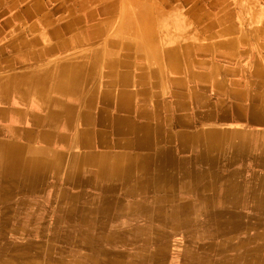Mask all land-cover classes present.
Masks as SVG:
<instances>
[{
    "label": "crops",
    "instance_id": "obj_1",
    "mask_svg": "<svg viewBox=\"0 0 264 264\" xmlns=\"http://www.w3.org/2000/svg\"><path fill=\"white\" fill-rule=\"evenodd\" d=\"M204 11L207 17L201 19V7L170 9L168 0H0V144L18 145L24 158L40 161L43 166L36 163L30 174L53 176L48 187L70 186L75 159L83 178L92 176L100 157L142 154L124 147L130 137L115 132V120L142 125L146 121L137 117V110L153 114L155 100L168 104L177 89L210 102L224 101L223 109L186 105L188 131L236 129L250 140L244 145L250 149L246 169L257 168L252 160L264 134V0L226 1L225 7L214 2ZM139 17L146 20L144 28L138 26ZM202 46L210 49L207 54ZM186 53L190 66L182 72L212 73L222 86H202L196 80L187 86L169 68V60H183ZM34 81L40 83V95L34 93ZM235 83L246 97L234 91ZM143 92L148 98L141 97ZM121 93L131 110L119 114ZM152 119L150 127L156 122ZM173 122L168 118L167 128L181 130Z\"/></svg>",
    "mask_w": 264,
    "mask_h": 264
},
{
    "label": "bare ground",
    "instance_id": "obj_2",
    "mask_svg": "<svg viewBox=\"0 0 264 264\" xmlns=\"http://www.w3.org/2000/svg\"><path fill=\"white\" fill-rule=\"evenodd\" d=\"M145 17H148V15L145 14ZM137 22L139 24L138 25L139 27L140 26L145 27L146 20L143 17H139ZM111 44H113L112 41H111ZM113 45H119V44L114 43ZM201 50H202L201 52L206 51V54H207L208 53L207 51L210 49L203 47ZM153 56L156 57L155 54H153ZM183 57H184L183 60L174 59V62L169 60V65H170L169 68H171L172 71L180 73L182 75L181 77L183 79L185 78L184 82L187 84V86H188V81H191V80H196L202 86L204 84L205 85L209 84L213 88L222 86L221 84L219 85L216 83L215 78H212L211 75L214 76V74L212 73L209 74V72H205V73L199 72L197 73V76L196 75L192 76L191 73H189L188 71L182 72L184 69V66L188 65V68L190 66V63H188V60H187V58L189 57L188 53H186L185 56ZM45 84L46 83L44 82V85ZM33 85L35 87V89H33L35 90L34 93L39 92V95H40L41 88H38L40 85L39 81H34ZM240 85L241 84L234 85V91L238 95L246 97V91L242 92L243 89L238 90L237 86L240 87ZM183 87L181 88L183 89ZM184 89L186 90L190 89L191 92H193V88L184 87ZM181 91L182 93H178L176 89V91L172 93L173 99L170 102L168 101L169 102L168 104L162 103L160 100L156 99L154 102L155 105H154L153 114L146 113L145 111H143L142 108H139L136 113L137 117L142 118L143 120L146 121L142 125L136 126L133 124V122L130 119L128 120L116 119L115 120V123H116V128L114 129L116 130L115 132L118 135H125L126 137L128 136L130 137V141L124 143L125 144L124 147L127 148L128 150L129 147L133 146L137 150L143 151L142 154L140 155L119 154V155H115L113 158L110 157V158H104V159L100 157L98 162L96 161L97 163H95L94 168L92 169V171L94 170L92 176H86L83 178L78 174L80 167H79V164L76 162L77 159H75V161L73 160L74 162L72 161L73 163L70 165L69 170L71 174L68 175V177L70 178L69 180H71L70 181L71 186L80 185L79 187H81V190H85V188H87L89 185L90 188H92V191L97 192L98 197H96L97 194L95 196L93 195L94 198L96 197L95 198L96 200H92L91 204L95 202L99 206L97 207V212L100 216H109V218H112L111 216L114 214L115 210L119 212L120 211L128 212L129 208H131L133 210L132 212L133 214L131 215L134 217V220H136L137 217H140V216H144L147 220H153L156 218L152 213L153 209L161 207L162 205H164L163 203H167L165 201L166 199L162 200L160 199V197L159 199H157L156 197H155L156 199L155 198L153 199L152 198L153 191L156 192V190L167 189L170 187L168 185L171 184L173 186V189L175 188V190L173 191L186 192L187 189L191 187L189 184L195 183V182H196L195 186H198V188L201 187L205 189V186L203 185L210 186V187L212 186L218 187L216 183L218 182L219 176L222 175L221 177L222 178L224 177L225 179L224 181H226V186H227V189H226L227 193L224 194V197H221L222 201L219 202L222 204V207H216L217 204H214L215 201L213 199L218 196L208 195L209 197H205L201 195L202 193L197 196V197L202 196L204 198L203 202L201 203L207 206V209L205 210V216L206 217L208 216L211 218V220L214 222L213 225H215V230L219 232L222 226H223V230L225 231L227 230V232L229 233H233V232L240 231L243 229L248 230V227H249L248 223L235 220L236 219L235 217L237 216L240 217V216H243L244 214L240 212H234L229 207L233 206V209H235L234 205H236L238 201L240 200L243 201V199L245 200L251 199V202L253 205L252 206L250 205L251 207L246 209L247 212L245 213V215L246 216L264 215L262 214L264 213V188L260 191V193L258 192V189H251V187L245 193H240L242 192L240 190L242 189V186L239 185L240 183L238 181H236V179L238 178L236 177V175L239 174L240 171H244L246 167L248 166V164L250 163L248 159L249 157L248 154H249L250 149H247V147L244 146L246 143L250 142V140L248 139V137L245 138L244 136H240L238 133L234 132L236 131V129L234 128L233 129L207 128V129H200L199 132L195 134H191V132L188 131L190 130V125L188 122H186L188 120L187 119L188 115L184 113L186 105L196 107L198 110H208V108H212V107L223 109L225 108L226 104L224 101H221V102L211 101L210 102L202 95H197V94L189 95L185 93L183 90ZM145 92L141 93V97L144 99L148 98V94ZM90 102L91 100L89 99L88 103ZM127 107L128 108L130 107L128 105V100L125 97V94L121 93L119 95L118 104H117V109L120 112L119 114H121V112L122 113L128 112L129 109L131 110V108L128 109ZM161 108L163 109L162 111H164V113L167 112L166 117L162 116V114L161 116L159 115L160 114L159 109ZM223 113H225V110H223ZM152 117L156 122L154 125H152V127H150L148 124H149V119H151ZM170 117H173L174 119L173 124H175L177 128H181V130H176V132H172L171 130L167 128L168 126H171V124H167V120ZM246 139H247V142H246ZM40 140H41V137H40ZM192 142H194L195 144H193ZM72 143H73V140H72ZM114 144H117V143H114ZM16 146L0 144V205L4 206V208L5 206H8V203L12 200L9 197H6L5 200L7 202L4 204V194L6 193L4 192V190L5 188H7V187L4 188V185H5L4 182L14 185L17 188H27L28 193L35 194L34 191L37 190V185L38 186L42 184L45 185L46 183L54 179L53 176L45 175L44 173L46 171L37 170L38 173L30 174V172L34 171V168H35L34 165H37L36 163H40V161L37 160L38 161L37 162L35 158L34 159L24 158L22 155L23 150L20 148H17ZM192 150L196 151L194 155H192L191 153ZM258 150H259L258 156L256 157L255 155L254 156L255 159L252 161H254L257 168H264V134H262L261 136ZM93 162H95V160ZM55 163H58V162L56 161ZM40 165L43 166V164L41 163ZM201 171L204 173H201ZM259 172H263V170L259 169ZM259 172L256 173L255 177L251 178V181H253L254 183H257L256 185H259L258 182L260 180L264 182V175L261 176ZM48 177L50 179H45ZM259 177H261L262 179H259ZM61 179H59L60 182H61ZM63 181L65 182V180ZM154 182H157L155 186H154L155 184ZM229 191H233L232 194ZM7 195H9V193ZM79 197H80L79 194H72L70 195V197H68L67 195L66 197H63L62 195L63 199L68 198V200H72V201L77 200ZM127 198H131L132 200H128V202H126ZM18 205H24V204L20 200ZM62 206H64V204ZM192 210H194V208ZM171 215H172L171 220L165 216H162V217L159 216V217H161L164 222H167L169 220L171 222L173 221L177 222L176 219L173 220V217L175 216V214H173V211H171L170 217ZM64 217L67 218L68 215ZM2 218L4 217L2 216ZM220 218H225V221L221 222L219 220ZM187 221L188 220H186V222H183L181 220V223L186 225L187 223H189ZM97 225H100V224H97ZM181 226L183 227V225ZM250 231H252L251 233H253L251 236H249L250 238H254V239L259 238V239L264 240V236H262L257 230H254L252 228ZM165 236H167V234ZM194 241L195 240H193V242ZM250 242L252 241H248V244H250ZM237 243L238 242H234V243L231 242V245L229 247L230 251L227 254L222 253L221 256L219 254L218 256H220V259L217 263L214 261L215 262L214 264H256L259 258H260L259 264H264V259H263L264 257L261 254L260 249H255L257 248V246L250 249L247 247L248 244H242L243 242H241V243H238V246H237L236 245ZM250 245L253 246V244H250ZM0 264H4V261L3 260L0 261Z\"/></svg>",
    "mask_w": 264,
    "mask_h": 264
},
{
    "label": "rangeland",
    "instance_id": "obj_3",
    "mask_svg": "<svg viewBox=\"0 0 264 264\" xmlns=\"http://www.w3.org/2000/svg\"><path fill=\"white\" fill-rule=\"evenodd\" d=\"M226 1L233 5L239 2V0H184V2L168 0V6L170 9L178 5L184 6L185 9L194 5L201 7L200 18L206 19L205 13L208 11L204 10H209L214 2H217L219 7H225ZM247 169L236 175L238 177L236 181L242 186L240 193H245L250 187L258 189L260 193L264 188V182L260 180L259 185H256L257 183L251 181L259 170L257 168ZM201 173L204 172L201 171ZM259 173L263 176L264 170ZM221 176L216 183L218 187L203 185L205 189L198 188L195 182L189 184L191 187L186 192L173 191L175 188L173 189L171 184L168 185L170 189L153 191V199L160 197L162 200L166 199L167 203L153 209L155 219L147 220L144 216H140L137 217V221L131 215L133 214L131 208L128 212L115 210L112 218L100 216L97 212L99 206L95 202L91 204L92 200L98 197L97 192L90 189L81 190L78 185L62 186V188L58 185L53 190L52 187H48L49 183L54 181L51 180L45 185H37L35 194H30L27 188H17L5 182L4 188H7L4 190L6 192L4 204L7 202L6 197L12 200L5 208L0 205V261L3 260L4 264H142V262L143 264H214L219 261L222 253L227 254L230 251L231 242L248 244V241H252L250 244L253 246L248 244L247 247L252 249L257 246L255 249H260L264 257V240L249 237L253 234L250 231L252 228L264 236V215H245L246 209L253 205L251 199L238 201L234 205L235 209L233 206L229 207L234 212L244 214L235 217V220L248 223V230L229 233L223 230L222 226L219 232L215 230L211 218L205 216L207 206L201 203L204 199L202 196H218L213 199L214 204H217L216 207H222L219 202L222 201L221 197L227 193V186L224 177ZM259 179L262 178L259 177ZM57 181L60 180L57 179ZM154 183L155 186L157 182ZM229 192L232 194L233 191ZM8 193L10 196L7 195ZM72 194H79L80 197L75 201L62 198V195L70 197ZM200 194L202 196L197 197ZM93 195L96 197L94 198ZM20 200L24 205H18ZM128 200L132 199L127 198L126 202ZM171 211L175 214L173 220L176 219L177 222L170 221ZM63 215H68V217ZM159 216H165L170 220L164 222ZM181 220L183 222L188 220V225L182 224ZM219 220L223 222L225 218ZM259 263L260 258L256 264Z\"/></svg>",
    "mask_w": 264,
    "mask_h": 264
}]
</instances>
